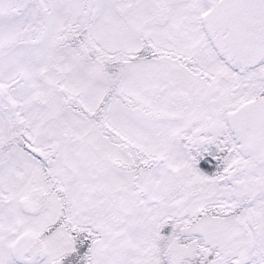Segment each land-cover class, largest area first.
I'll return each instance as SVG.
<instances>
[{
	"label": "snow or ice",
	"instance_id": "snow-or-ice-1",
	"mask_svg": "<svg viewBox=\"0 0 264 264\" xmlns=\"http://www.w3.org/2000/svg\"><path fill=\"white\" fill-rule=\"evenodd\" d=\"M0 264H264V0H0Z\"/></svg>",
	"mask_w": 264,
	"mask_h": 264
}]
</instances>
